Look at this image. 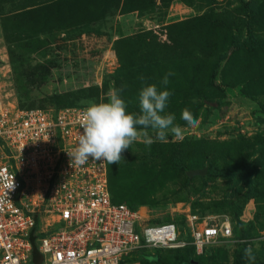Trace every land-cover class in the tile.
Wrapping results in <instances>:
<instances>
[{"label":"rangeland","instance_id":"374dc122","mask_svg":"<svg viewBox=\"0 0 264 264\" xmlns=\"http://www.w3.org/2000/svg\"><path fill=\"white\" fill-rule=\"evenodd\" d=\"M255 1L257 44L247 51L233 42L246 35L240 0H0V107L88 106L117 88L139 112L140 89L159 87L171 71L165 111L184 138L136 142L119 164L108 163L113 198L139 207L150 223H176L184 239L188 213L229 220L233 236L194 259L232 264L243 244L264 264V163L250 176L236 172L264 147L256 119L264 115V0ZM186 108L196 127L181 119ZM153 253L132 251L120 264H197L180 261L184 250H161L163 262L143 258Z\"/></svg>","mask_w":264,"mask_h":264},{"label":"built area","instance_id":"2783aa9c","mask_svg":"<svg viewBox=\"0 0 264 264\" xmlns=\"http://www.w3.org/2000/svg\"><path fill=\"white\" fill-rule=\"evenodd\" d=\"M86 107H0V264H120L132 251L188 247L195 255L233 236L229 220L188 213L184 239L176 223H150L115 201L106 161L72 166L67 151Z\"/></svg>","mask_w":264,"mask_h":264},{"label":"clouds","instance_id":"9594fccd","mask_svg":"<svg viewBox=\"0 0 264 264\" xmlns=\"http://www.w3.org/2000/svg\"><path fill=\"white\" fill-rule=\"evenodd\" d=\"M172 75L174 73L168 72L159 87L156 83H147L140 89L139 112L129 111L128 102L121 96L122 89L117 88L111 89L106 99L90 103L79 120L83 131L77 145L67 151L71 165L83 166L90 159L119 164L124 159L122 154L133 143L141 142L150 147L156 141L166 142L169 133L182 140L184 128L175 123L174 114L165 111L172 95L166 87ZM181 119L188 127L197 126L187 108L182 110ZM243 259L247 264H255L256 255L251 246L244 249Z\"/></svg>","mask_w":264,"mask_h":264},{"label":"trees","instance_id":"16d2710c","mask_svg":"<svg viewBox=\"0 0 264 264\" xmlns=\"http://www.w3.org/2000/svg\"><path fill=\"white\" fill-rule=\"evenodd\" d=\"M240 1L242 3L243 7L245 8L246 16L248 18V23L246 26V35L243 39H239V38L235 37L233 39V42L237 46H239V47H241L247 51H253L256 47V44H257V38L253 34V31H252V28H251L249 21L252 20L257 15V12H258L257 3L255 0H240ZM226 56H227L226 53L221 54L219 56V60L220 61L224 60L226 58ZM215 75H216V68L213 70V73H212V76L210 79L211 82H214V76ZM256 119L260 123L264 124V115H262V116L258 115V116H256ZM263 156H264V147L262 148V152L259 156L255 157L247 166H244L243 168L236 170V172L240 175L250 176L256 167L263 165V163H264ZM220 172L225 173L226 171L220 170ZM109 180H110V177H109ZM110 186H111V184H110ZM115 201H117V200H115ZM127 203H129L132 206H135L130 202H127ZM245 248H246V246H244L242 244L235 250L234 255H233V263L232 264H247V261L245 259H243V251ZM184 251H186V253H187V258L181 259L180 260L181 262L189 261V262L201 264L200 262H198L197 260L194 259L192 247H188ZM160 252H161V250H157V251H155V253H153L151 255L144 254L143 258H145L149 262H163V260L161 259V256H160Z\"/></svg>","mask_w":264,"mask_h":264},{"label":"water","instance_id":"95a60500","mask_svg":"<svg viewBox=\"0 0 264 264\" xmlns=\"http://www.w3.org/2000/svg\"><path fill=\"white\" fill-rule=\"evenodd\" d=\"M205 172H206V169H205V168H203V169H196V170H191V171L189 172V175H190V176L202 175V174H204Z\"/></svg>","mask_w":264,"mask_h":264}]
</instances>
